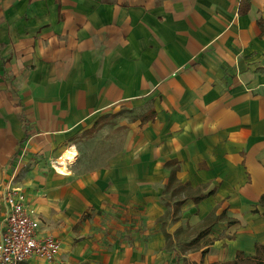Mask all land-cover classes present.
Returning <instances> with one entry per match:
<instances>
[{
	"label": "crops",
	"instance_id": "obj_1",
	"mask_svg": "<svg viewBox=\"0 0 264 264\" xmlns=\"http://www.w3.org/2000/svg\"><path fill=\"white\" fill-rule=\"evenodd\" d=\"M248 1L240 15L241 0H0V234L4 184L28 140L17 182L45 232L63 243L85 211L106 203L145 210L141 233L157 230L145 245L90 264L254 256L255 245H264V0ZM149 108L154 121L139 122V135L127 125L122 154L108 167L79 173L68 160L65 172L57 169L64 153L75 152L72 138L99 117ZM172 160L183 184L215 194L197 204L188 198L167 233L217 208V216L226 211L238 222L218 221L200 242L212 245L187 255L176 249L179 259L166 253L155 225L167 214L156 194L169 182L164 164Z\"/></svg>",
	"mask_w": 264,
	"mask_h": 264
},
{
	"label": "rangeland",
	"instance_id": "obj_2",
	"mask_svg": "<svg viewBox=\"0 0 264 264\" xmlns=\"http://www.w3.org/2000/svg\"><path fill=\"white\" fill-rule=\"evenodd\" d=\"M155 98L158 99V93L155 94ZM143 108L134 109L141 111ZM133 117H135L134 114L126 111L120 117L108 119V124L91 135H75L70 142L71 146L75 148V152L72 151V153H75L76 156L72 160L76 161L77 171L79 173L92 172L111 165L110 163L113 162L116 156L122 154V150L126 145L130 131L128 126L136 127L137 135L142 131V127H139V122H132ZM125 126L126 128H124ZM165 189L166 185L160 187L156 194L159 196V203L164 209L166 208V203H170V209H172L177 201L187 196V193L174 196L172 195V189L168 192ZM187 202L188 200L180 207L181 211L186 208ZM144 207L142 208L144 209ZM221 211L219 210V213ZM146 217L145 210L135 212L133 207H122L118 204L109 205L106 203L96 208H90L85 211V215L79 225H77V228H75L74 234H71L69 239L63 241L64 253L60 259V262H62L57 264H90L111 252L116 253L125 248H130V246L134 247L137 244L145 245L149 241L148 239L157 232L156 229H150L149 231L144 229V234L141 233V222ZM164 217L162 221L165 228L168 229L169 227L167 226L170 224H168L166 216ZM162 221H155V225L160 226V229ZM202 229L203 223L199 222L177 234L174 238V242H177L175 248L180 252L185 241L193 239ZM141 241L142 243H139ZM166 253L171 254V251L167 250ZM28 264L48 263L43 260H36ZM177 264L179 263L177 262Z\"/></svg>",
	"mask_w": 264,
	"mask_h": 264
},
{
	"label": "built area",
	"instance_id": "obj_3",
	"mask_svg": "<svg viewBox=\"0 0 264 264\" xmlns=\"http://www.w3.org/2000/svg\"><path fill=\"white\" fill-rule=\"evenodd\" d=\"M27 146L28 140L19 151V161ZM19 161L12 165L14 171L4 184L2 194L5 219L0 234V264H28L34 260L61 263V239L44 231L42 221L32 214L28 199L18 185Z\"/></svg>",
	"mask_w": 264,
	"mask_h": 264
},
{
	"label": "trees",
	"instance_id": "obj_4",
	"mask_svg": "<svg viewBox=\"0 0 264 264\" xmlns=\"http://www.w3.org/2000/svg\"><path fill=\"white\" fill-rule=\"evenodd\" d=\"M248 10H249V1L241 0V4L239 7V14L240 15L246 14ZM258 26L261 32L264 34V19H261L258 21ZM126 111L131 114H134L135 117H133L132 122L138 121L140 122V125L153 122L156 116V111L154 110V108H149L146 111L142 112L141 114H135L133 110L122 109L121 111L117 113H112L111 115H104V116L99 117L97 121L95 122L96 124L92 128L82 132V134L91 135L95 133L98 129L108 124L107 123L108 119L111 120V118L120 117ZM164 166L170 171L169 178H168L169 182L166 186L165 191L168 192L172 189V195L174 196L184 195V193H187V196H185L184 199L177 201L173 205L172 209H170L171 208L170 203H166V208H167L166 218L170 220L172 223L177 222L180 219L181 217L180 207L183 205V203L188 198H193L194 203L197 204L202 199L206 198L208 195L215 194L214 191H211L208 194H202V188L204 186L193 188L189 182H187L186 184H183L180 180H178L176 175L178 171L180 170V165L176 160L166 162ZM258 207H260L261 209L263 208V215H264V194L261 195L259 199ZM217 209H215L211 214H209L206 218L203 219L202 221L203 229L195 237H193V239L189 241H185L180 251L181 254L187 255L189 254V252H195V251L203 249L204 247L208 248L210 245H212L213 244L212 240L205 241L202 247L200 246V242L201 240L204 239V237H206L210 233L212 227L218 224V221H225L226 223H228L229 226H233L234 224L238 223L234 219L233 220L229 219L227 217L226 211H223L217 216L216 215ZM253 213H259V209L256 208L253 211ZM164 218L165 217L159 218V220L162 221ZM161 225H162L163 236L166 239V249L172 251L176 255V257L179 259L181 255L178 253V251L175 248V244L177 242L176 243L174 242L175 241L174 237L183 231L180 229L176 230L174 232V235L172 236L166 232L163 221ZM207 248L204 249V251H202L203 254L207 252ZM255 251H256V254L249 258L245 257L243 252H238L234 261L224 262V263H219V264H264V245L256 244Z\"/></svg>",
	"mask_w": 264,
	"mask_h": 264
},
{
	"label": "bare ground",
	"instance_id": "obj_5",
	"mask_svg": "<svg viewBox=\"0 0 264 264\" xmlns=\"http://www.w3.org/2000/svg\"><path fill=\"white\" fill-rule=\"evenodd\" d=\"M75 156L76 154L70 151H68V153H65L64 157L59 160L60 168L57 167V169L60 170L61 172H65V169H64L65 164H67L69 159L72 160Z\"/></svg>",
	"mask_w": 264,
	"mask_h": 264
}]
</instances>
